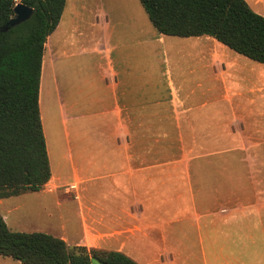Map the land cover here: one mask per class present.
<instances>
[{"label":"crops","instance_id":"1","mask_svg":"<svg viewBox=\"0 0 264 264\" xmlns=\"http://www.w3.org/2000/svg\"><path fill=\"white\" fill-rule=\"evenodd\" d=\"M245 2L264 17V0ZM108 3L111 9L95 12L102 20L90 26L89 48L73 34L67 39L60 21L58 43L56 29L45 43L61 54L46 58L54 62V86L56 63L77 54L99 58L90 110L78 113L70 101L62 110L73 127L66 158L76 199L69 214L60 208L59 238L137 264H264V64L209 36L160 34L136 0ZM119 8L135 23L115 32L108 18H120ZM103 30L104 46H95ZM46 150L56 169L58 156L55 163L48 143ZM211 165L217 185L210 188ZM52 182L66 185L51 170Z\"/></svg>","mask_w":264,"mask_h":264},{"label":"trees","instance_id":"2","mask_svg":"<svg viewBox=\"0 0 264 264\" xmlns=\"http://www.w3.org/2000/svg\"><path fill=\"white\" fill-rule=\"evenodd\" d=\"M18 1V2H17ZM66 0H0V28L22 3L29 20L0 33V200L37 193L51 178L40 116L39 89L47 38ZM153 28L165 36H209L264 64V17L245 0H139ZM0 256L20 264H137L119 252L68 246L42 232H13L0 216Z\"/></svg>","mask_w":264,"mask_h":264},{"label":"rangeland","instance_id":"3","mask_svg":"<svg viewBox=\"0 0 264 264\" xmlns=\"http://www.w3.org/2000/svg\"><path fill=\"white\" fill-rule=\"evenodd\" d=\"M109 1L110 0H108V2ZM113 1L117 3L123 2V0ZM74 2L76 3L75 7L68 6V0L64 11V16H66L65 14L67 12V14H74L71 15L73 18H64L63 16L60 20V24L64 26L62 28L63 30L66 28L67 34L65 36L67 39H70L69 34H73L74 37L79 40L77 43L78 45H83L84 43L86 48H89L90 42H92L95 36L93 33L95 29L90 28V26H92V24L94 26L96 24L99 25V21L102 20V12L100 14H95V12L98 13V11L102 10L106 12L109 7L111 9L113 6H109V3L107 6V0H75ZM136 3L141 8L138 0H136ZM119 9H121V11H118L121 15L120 18H108L111 21L112 28H115V32L123 29L126 25L135 23L133 18L124 16L122 8ZM95 16L99 18H95ZM92 19L93 22L91 21ZM71 21L74 23L71 24ZM144 22L152 28L148 18H145ZM71 26L75 28L71 30ZM102 28H105L104 24H102ZM61 33L60 30L58 31V28L55 30L52 35V40H55L54 43H58L62 36ZM78 33H81V37L78 36ZM101 37V41L95 44V46H104V30ZM60 55L58 48L55 47L53 51H51L48 44L43 58L47 60L46 58L49 57L53 60H57ZM98 62L99 58L94 55L77 54L72 58L56 63L54 66V73L57 77V82L58 79L60 80L58 86H54V77H52V72H49V64L53 63L54 65V62L52 60L48 61V68L46 66L43 68V80H41L40 86L42 87L43 85L44 93L46 91V98L44 97L45 101L42 106L43 111H41L44 120L43 123L45 124V119L47 120V125H44L47 139L46 143H48L49 147V140L52 137L55 141V146H57L56 151L58 152L59 160L58 169H55L54 162L49 161V163L52 172L60 173L66 185H64V182L55 185L53 181L45 185L42 190L37 193L26 192L19 196L8 198L6 201L2 199V203L0 200V216L4 215L7 221L6 224L11 231L24 233L42 232L57 238L61 237V232L58 227V222H61L58 220L59 213L61 212L60 208L65 207L64 210L69 214L70 209L74 207L72 202L76 199V195L73 193L74 190L70 189V186L73 185L70 184L73 181L71 177V162L66 158L67 145L69 144L66 131H73V127L71 122L67 125L63 122L62 110L69 106V101L71 104L76 102V108L79 110L78 113L90 110V105L85 103V101H88V97L90 96V82L97 78L96 65ZM85 81L87 83H85ZM66 114L68 115L70 113L68 112ZM70 143H73V136H71ZM214 168L215 167L212 165L208 167L207 174L210 175L211 180V182H209L210 188L217 185V183L214 182L216 180L217 169ZM228 185L229 183L227 182V188ZM9 209H13L11 213L10 211L7 213ZM69 218H73L72 215H70ZM70 230L71 232L66 234V239L68 243L72 244L75 235L73 233L74 229L72 228ZM0 260H4L7 264H20L11 258L0 257ZM92 264L97 263L93 261Z\"/></svg>","mask_w":264,"mask_h":264},{"label":"water","instance_id":"4","mask_svg":"<svg viewBox=\"0 0 264 264\" xmlns=\"http://www.w3.org/2000/svg\"><path fill=\"white\" fill-rule=\"evenodd\" d=\"M32 14V8L22 3H17L13 8V17L0 28V33H6L9 29L29 20Z\"/></svg>","mask_w":264,"mask_h":264},{"label":"bare ground","instance_id":"5","mask_svg":"<svg viewBox=\"0 0 264 264\" xmlns=\"http://www.w3.org/2000/svg\"><path fill=\"white\" fill-rule=\"evenodd\" d=\"M47 67V62L45 60V58L43 59V63H42V80H43V68L44 67ZM48 68V67H47ZM46 98V91L44 93V90H43V85L42 87L40 86V112H41V115H42V111H43V104H44V101H45V98ZM42 110V111H41ZM42 120H43V115H42ZM44 121V120H43ZM45 126L47 125V120L45 119ZM46 129L48 130V128L46 127ZM57 149V146H55V141L53 140V138L51 137V139L49 140V151H50V154H51V157L52 159L55 161L56 160V155L58 156V152L56 151ZM56 163V161H55Z\"/></svg>","mask_w":264,"mask_h":264},{"label":"built area","instance_id":"6","mask_svg":"<svg viewBox=\"0 0 264 264\" xmlns=\"http://www.w3.org/2000/svg\"><path fill=\"white\" fill-rule=\"evenodd\" d=\"M70 189H73V190H75L76 188H75V186H74V185H72V186H70Z\"/></svg>","mask_w":264,"mask_h":264}]
</instances>
